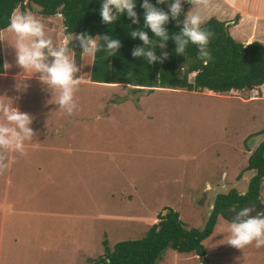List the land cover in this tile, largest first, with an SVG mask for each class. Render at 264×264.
I'll return each instance as SVG.
<instances>
[{
  "label": "rangeland",
  "instance_id": "1",
  "mask_svg": "<svg viewBox=\"0 0 264 264\" xmlns=\"http://www.w3.org/2000/svg\"><path fill=\"white\" fill-rule=\"evenodd\" d=\"M182 4L184 21L187 0ZM213 5L218 10L209 18L224 19L228 7ZM236 16L222 22L240 43L241 29L236 35L231 29ZM12 34L4 48L9 65L18 67ZM78 66L83 76L85 68ZM116 85L81 84L78 110L68 115L41 81L21 84L13 106L33 117L36 135L26 143V155L9 151L0 162V264H95L104 240L111 248L140 239L168 209L185 229H202L215 195L246 190L253 175L244 170L247 152L257 143L251 136L264 127V99L253 90L218 95L154 89L138 96ZM48 132L51 141L62 134L69 141L49 146L43 139ZM126 196H132L131 207L121 201ZM246 205L240 209L254 207L251 216L264 212V180L258 203ZM119 216H143L147 223L119 224ZM229 222L219 216L201 242L207 264H264V247L227 244ZM156 264H200V259L165 249Z\"/></svg>",
  "mask_w": 264,
  "mask_h": 264
},
{
  "label": "trees",
  "instance_id": "2",
  "mask_svg": "<svg viewBox=\"0 0 264 264\" xmlns=\"http://www.w3.org/2000/svg\"><path fill=\"white\" fill-rule=\"evenodd\" d=\"M149 2L168 11L171 0H166L164 4H157V0ZM23 3L37 5L41 15L59 14L66 34L88 33L93 37L108 34L120 40L121 47L114 56L101 50L94 59L91 57L90 82L130 85L134 87L128 88L132 93L142 92L145 88L146 93L154 89H175L187 92L207 90L218 95L253 90L257 98L264 99V44L253 42L243 46L228 35V26L224 22L212 17L202 26L213 33L207 46L212 59L206 64L198 58L197 45L189 43L184 54L178 55L175 52L176 44L171 38L161 49L160 39L145 28L154 41L151 47L157 56L162 52L168 53V58L162 63L157 61L149 64L146 59L131 55L135 47H143L139 38L133 39L130 35L131 31L144 28L143 0H136L134 9L139 16V24H133L126 14L112 24H105L100 15L102 0H0V30L9 25L14 9L18 7L20 12H25ZM182 13L179 16L180 23L170 19L165 25L170 36L180 31ZM100 43L103 45V41ZM72 47L77 61L82 48L78 41L69 44V48ZM189 75H193L191 80L188 79ZM261 131L264 133V127ZM244 170L253 171L244 194H238L234 189H229L225 194H217L202 229H185L178 214L168 209L165 215L158 214V221L140 239L119 241L111 248L105 240L102 241L103 253L93 263L156 264L165 249L176 253H194L199 259L202 258L205 253L201 242L212 233L217 216L230 221L232 218L229 214L235 207L240 209L246 204L254 206L258 203L260 183L264 180V140L250 153Z\"/></svg>",
  "mask_w": 264,
  "mask_h": 264
},
{
  "label": "clouds",
  "instance_id": "3",
  "mask_svg": "<svg viewBox=\"0 0 264 264\" xmlns=\"http://www.w3.org/2000/svg\"><path fill=\"white\" fill-rule=\"evenodd\" d=\"M166 0H157L164 4ZM185 0H171L168 11L156 7L149 0H143L144 28L131 31L133 39L139 38L143 47L137 46L132 50L134 58H144L149 64L163 62L168 53L162 52L158 57L151 45L154 41L144 29H150L155 37L160 39L159 48L165 47L170 38L175 42V52L183 55L189 43L198 47V58L206 64L212 59L208 44L213 33L202 26L209 19V12L218 10L213 0H187L194 7L186 13L178 34L169 35L165 25L170 19L179 22L182 3ZM136 0H102L100 15L105 24H112L122 15H127L133 24H139V16L134 10ZM9 31L15 34V42L10 43L16 50V63L24 69L31 70V75L39 73L42 84L55 94V103L68 115L78 110L76 92L83 83L80 66L73 55V41H78L82 53L95 58L98 51L104 50L109 56H114L120 49L119 39H113L108 34L95 37L88 33L70 34L59 44L47 34L42 20L31 12H17L10 18ZM3 40V39H0ZM103 41V45L100 43ZM53 96V95H52ZM33 117L13 106V100L0 96V162L6 159V153L15 151L26 155L25 145L36 133L31 125ZM244 193H241L243 195ZM254 207L233 209L234 218L227 227V244L237 249H243L254 244L256 248L264 247V212L255 216L250 214Z\"/></svg>",
  "mask_w": 264,
  "mask_h": 264
},
{
  "label": "crops",
  "instance_id": "4",
  "mask_svg": "<svg viewBox=\"0 0 264 264\" xmlns=\"http://www.w3.org/2000/svg\"><path fill=\"white\" fill-rule=\"evenodd\" d=\"M215 3H217L216 6H218V4L222 5L224 3L228 7L226 9V12L224 13V17H223L224 19H219V20L216 19L217 21H220V22H222V20L226 21V20H229V18L231 19L234 16L238 15V20H237L236 24H231L232 25L231 29H233L235 31V35H236L237 29H241L240 33H241L242 39H241L240 44L241 43L242 44L243 43H253V42H257L259 44H264V0H213V4H215ZM23 4H24L25 12H31L42 20V22L46 26L47 34L53 39V41L55 43H57V44L61 43L66 36L70 35V34L64 33V29L62 26V18L59 14H55L52 16L41 15V14H39V7L37 5L32 4V3H28V4L23 3ZM257 5L259 7H261L262 10L258 11L256 9V7H254ZM193 7H194L193 5L188 3L187 9H186L187 12L190 11ZM31 8H33V11H31ZM18 11L20 12V9L18 7L16 9H14L10 15V18L15 13H17ZM183 12H184V10H183ZM182 22H183V20H182ZM229 23H230V21H229ZM3 30L6 33H4V35L2 37L1 33H3ZM8 33H12L11 31H9V25L6 28L0 30V39H3V40H0V57H1V64H2V72L0 73V96L6 95L7 98L13 100V104L14 103L18 104L19 98H20L19 95H20L21 84H24V82L27 83V82L40 81L39 80L40 74L35 73L32 76H30L31 75L30 69L24 72V69H22L16 63V53H14V60H15V63L18 65V67H20L21 69L19 70V68L17 66H14V64L9 65L7 57H6V53H5V48H4V46L8 42V40H6L8 37ZM74 34H76V33H74ZM12 35H14V37H15L14 33ZM8 48L10 51L13 49V47H11V46L10 47L8 46ZM76 62H77V65L80 63L85 68L84 69L85 73L82 76L83 77V83L82 84H88V85L101 84V83H93V82L89 81L91 57L81 53L80 59L77 60ZM9 67H13V68H11V70H10ZM107 85H111V84H107ZM118 85L119 86L122 85V86L126 87V89L134 88L133 86H130V85H123V84H118ZM118 85H116V87ZM146 90L147 89L145 88L144 91L138 92V94H141L138 96L148 95L151 93V92L146 93ZM7 92H9V93H7ZM254 93H255V91H254ZM127 94H129V92ZM125 99L126 98H124L123 100H125ZM135 99H136V101H135V103H136L138 98H135ZM126 100H128V99H126ZM43 131H46V130H43ZM261 133L262 132H259L256 134L254 133L251 136L252 138L257 140V143L255 146L249 147V149H248L249 151L247 152L249 154H247V156H249L250 153L256 148V146L261 141L264 140V138H263L264 133L263 134H261ZM52 135H53V133L48 132L45 134V137H43V139H45V141L47 142L46 144H48L49 146L64 145L69 141V140H65L66 136L63 134H62L63 139L56 137L55 142L51 141L50 138H52L51 137ZM26 145H29V144H26ZM221 175H222L221 178L224 177V172H222ZM244 192L245 191H240V192H238V194H241ZM220 194H224V193H220ZM124 198L125 199L121 198V201H123L125 204H127V207H131V205L134 204L133 200L131 199L132 196H130V197L126 196ZM213 199L214 198H212V203H213ZM141 205L143 206V204H141ZM208 207H210L209 204H208ZM211 208H212V204H211L210 210H211ZM119 217H120V221H119L120 223L119 224H121V222L131 223L130 220H132V219H135L133 221H137L136 224L138 223V225H144L143 221L145 223H147L145 221L146 218L143 216L138 217V218H135V217L124 218L121 216H119ZM218 217L219 216H217V218ZM127 221H129V222H127Z\"/></svg>",
  "mask_w": 264,
  "mask_h": 264
},
{
  "label": "water",
  "instance_id": "5",
  "mask_svg": "<svg viewBox=\"0 0 264 264\" xmlns=\"http://www.w3.org/2000/svg\"><path fill=\"white\" fill-rule=\"evenodd\" d=\"M201 260V264H207L206 260L204 259V257L200 258Z\"/></svg>",
  "mask_w": 264,
  "mask_h": 264
}]
</instances>
